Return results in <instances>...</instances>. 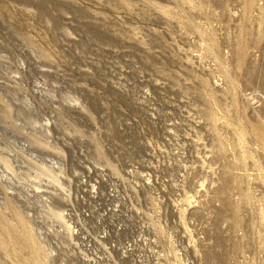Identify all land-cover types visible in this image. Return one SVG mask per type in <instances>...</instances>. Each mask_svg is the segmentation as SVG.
<instances>
[{"label":"rangeland","instance_id":"rangeland-1","mask_svg":"<svg viewBox=\"0 0 264 264\" xmlns=\"http://www.w3.org/2000/svg\"><path fill=\"white\" fill-rule=\"evenodd\" d=\"M0 264H264V0H0Z\"/></svg>","mask_w":264,"mask_h":264},{"label":"bare ground","instance_id":"bare-ground-1","mask_svg":"<svg viewBox=\"0 0 264 264\" xmlns=\"http://www.w3.org/2000/svg\"><path fill=\"white\" fill-rule=\"evenodd\" d=\"M9 164V163H8ZM9 169H11L10 165L8 167ZM32 239L34 240V242H36V236H32Z\"/></svg>","mask_w":264,"mask_h":264}]
</instances>
